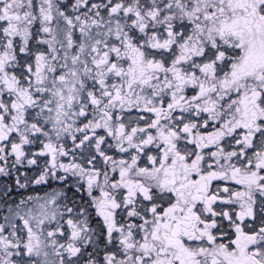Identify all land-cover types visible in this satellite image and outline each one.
Wrapping results in <instances>:
<instances>
[{
  "label": "snow or ice",
  "instance_id": "obj_1",
  "mask_svg": "<svg viewBox=\"0 0 264 264\" xmlns=\"http://www.w3.org/2000/svg\"><path fill=\"white\" fill-rule=\"evenodd\" d=\"M0 264H264V0H0Z\"/></svg>",
  "mask_w": 264,
  "mask_h": 264
}]
</instances>
